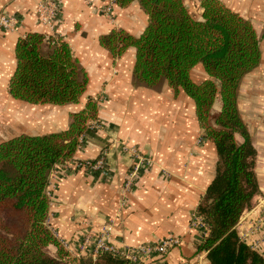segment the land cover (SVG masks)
Listing matches in <instances>:
<instances>
[{
	"label": "crops",
	"instance_id": "0c3cea01",
	"mask_svg": "<svg viewBox=\"0 0 264 264\" xmlns=\"http://www.w3.org/2000/svg\"><path fill=\"white\" fill-rule=\"evenodd\" d=\"M38 1L0 0V12L16 15L19 20L8 33L0 29V144L23 134L65 131L69 115L83 110L88 101L97 103L101 124L100 130H86L73 156L52 169L47 186L52 233L76 256L89 250L80 252L85 235L105 225L111 226V242L116 247L178 237L181 244L170 250L165 264H209L205 252L197 251L206 232L189 224L214 178L215 146L203 139L194 104L183 91H172L165 81L155 88L134 83L133 47L113 57L99 44L102 36L117 30L138 38L148 23L146 14L136 2L126 8L114 5L112 16L106 17L101 12L104 1L56 0L60 14L54 32L70 47L87 78L86 89L75 104H30L14 99L8 88L16 68L17 41L26 33L49 35L35 13ZM201 1L182 0L197 20L201 19ZM218 1L247 20L259 41V63L237 89L238 112L255 150L253 171L258 192L250 209L240 216L236 232L264 258V224L259 222H264V0ZM191 72L192 76L198 73L197 82L207 78L201 65ZM220 105L216 97L210 111L212 122ZM235 140L238 144L243 141L238 134ZM122 145L140 148L150 161L127 195L121 186L130 160L121 151ZM102 152L105 167L101 172L76 168L75 162L93 161Z\"/></svg>",
	"mask_w": 264,
	"mask_h": 264
},
{
	"label": "trees",
	"instance_id": "16d2710c",
	"mask_svg": "<svg viewBox=\"0 0 264 264\" xmlns=\"http://www.w3.org/2000/svg\"><path fill=\"white\" fill-rule=\"evenodd\" d=\"M113 2L120 8L138 3L148 23L138 38L117 30L102 36L100 46L113 57L133 47L134 83L155 88L165 81L172 91H183L194 104L203 139L215 146V175L195 209L207 228L197 251L205 252L209 264H264L236 232L258 192L255 150L237 108L238 86L260 60L255 30L218 0L201 1L200 20L182 0ZM15 60L8 88L14 99L62 106L78 103L85 92L87 78L59 38L26 33L16 43ZM197 65L207 76L201 82L191 75ZM216 97L221 105L212 122ZM97 113V103L88 101L69 115L65 131L23 134L0 144V264H129L110 254L71 257L48 223L50 173L73 156ZM235 134L242 137L241 144Z\"/></svg>",
	"mask_w": 264,
	"mask_h": 264
},
{
	"label": "built area",
	"instance_id": "2783aa9c",
	"mask_svg": "<svg viewBox=\"0 0 264 264\" xmlns=\"http://www.w3.org/2000/svg\"><path fill=\"white\" fill-rule=\"evenodd\" d=\"M97 0H86L88 4H94ZM104 1V5L101 9V12L104 16L110 17L113 13V6L115 3L113 0H99ZM35 13L38 17L40 24L49 29V36L53 38H59L55 31V25L59 19L60 6L56 0H40L36 2ZM19 24V20L16 15H10L0 12V29L4 33H8L14 30ZM89 131H96L101 129V124L98 120L91 122L89 126ZM82 136L79 138V147L81 146ZM202 139L200 138L197 143H201ZM78 147V148H79ZM121 151L125 153L130 160L129 169L124 178V181L121 186V191L124 195L131 193V191L136 186V183L139 179L140 173L143 168L147 167L150 164L149 159H147L143 154L140 148L133 145H122ZM77 169H85L92 173H99L105 167V154L102 152L95 160L86 161V162H75L74 163ZM53 171V170H52ZM52 171L50 174H52ZM50 177V176H49ZM50 193L47 191V196L49 197ZM260 224H264L263 220H259ZM190 228L198 227L201 230L205 231L207 234V228L204 221L195 214H192ZM263 234H264V230ZM112 228L110 225H105L97 232H89L85 235L83 243L81 245L80 252H83L84 249L88 248L86 255L79 256H91L96 258L102 254H110L115 257H119L128 261L129 264H165L166 255L173 248L181 244V239L178 237H168L163 240H160L155 243H148L140 245L137 247L131 246H122L116 247L111 242ZM206 236V235H205ZM62 243V242H61ZM62 245L68 250V245ZM254 247L256 244H252Z\"/></svg>",
	"mask_w": 264,
	"mask_h": 264
},
{
	"label": "rangeland",
	"instance_id": "374dc122",
	"mask_svg": "<svg viewBox=\"0 0 264 264\" xmlns=\"http://www.w3.org/2000/svg\"><path fill=\"white\" fill-rule=\"evenodd\" d=\"M193 77H194V79H195L196 81H200V79H199L200 77H199L198 73L194 74ZM69 253H70V252H69ZM70 254H71V255H70L71 257H77L74 253H70Z\"/></svg>",
	"mask_w": 264,
	"mask_h": 264
}]
</instances>
